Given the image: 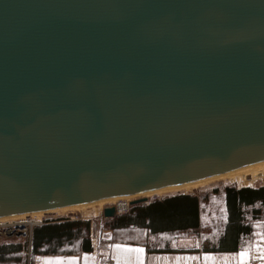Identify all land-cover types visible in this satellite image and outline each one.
Masks as SVG:
<instances>
[{
	"label": "water",
	"instance_id": "1",
	"mask_svg": "<svg viewBox=\"0 0 264 264\" xmlns=\"http://www.w3.org/2000/svg\"><path fill=\"white\" fill-rule=\"evenodd\" d=\"M262 165L264 0H0V219Z\"/></svg>",
	"mask_w": 264,
	"mask_h": 264
},
{
	"label": "trees",
	"instance_id": "2",
	"mask_svg": "<svg viewBox=\"0 0 264 264\" xmlns=\"http://www.w3.org/2000/svg\"><path fill=\"white\" fill-rule=\"evenodd\" d=\"M217 192V191H214ZM225 216L206 223L199 197L180 195L147 205H132L126 214L107 220L104 227L112 238L144 241L155 252H181L170 246L167 237H198L201 252L232 254L246 247L255 236L256 224L264 220V187L224 189ZM92 223L89 220H47L33 229L31 260L35 256L92 250ZM28 247L0 245V264H26ZM184 252V251H182Z\"/></svg>",
	"mask_w": 264,
	"mask_h": 264
},
{
	"label": "crops",
	"instance_id": "3",
	"mask_svg": "<svg viewBox=\"0 0 264 264\" xmlns=\"http://www.w3.org/2000/svg\"><path fill=\"white\" fill-rule=\"evenodd\" d=\"M200 200V207L204 210ZM264 224V220L261 225ZM259 225L256 224V227ZM264 226V225H263ZM92 237V250L75 253L45 254L31 260L28 245L26 264H264V233L257 229L255 236L246 241V247L232 254H207L201 252L200 245L188 237H167L172 247L180 249L189 244L184 252H155L144 241H121L112 238ZM135 249H142L137 252Z\"/></svg>",
	"mask_w": 264,
	"mask_h": 264
},
{
	"label": "rangeland",
	"instance_id": "4",
	"mask_svg": "<svg viewBox=\"0 0 264 264\" xmlns=\"http://www.w3.org/2000/svg\"><path fill=\"white\" fill-rule=\"evenodd\" d=\"M262 174L259 176V179L253 180L251 177V174H248L246 176H242L236 179H223V180H217V181H211L204 184H201L197 188H189V189H181L177 191H170L167 193L157 194V195H151L148 197L145 196H136L132 197L129 200L130 207L132 206L131 202L136 200H141L142 203L140 205H147L150 203H153L155 201H163L165 199H169L172 197H177L180 195H192L199 197L203 203L204 206V213L202 220L206 223H209V221H213L212 218L223 219L225 216V212L223 210L224 206V189L227 186L236 187V188H244V187H251V188H258V187H264V171L261 172ZM242 174V173H241ZM255 175V173H254ZM245 179V180H244ZM217 191V192H214ZM114 204H104V205H94L92 207L82 208L74 211H55L50 212V214H45L44 217L41 219V222H45L47 220H54V219H71V220H89L92 223V232L94 237L101 238L104 237L105 239L110 236L109 230L105 229L104 223L107 220L103 215V211L107 207H112ZM123 215V214H121ZM119 216V215H116ZM47 219V220H46ZM42 224H37L33 227V229L36 226H39ZM259 226L256 227V230L259 229L260 233H264V224H258ZM9 228H12V225H7ZM7 228V227H6ZM5 228V229H6ZM4 230V229H3ZM194 239L196 243H200V240L198 237L190 238ZM5 243H14V244H21L24 247H28V241L23 240V238L20 237H12L9 236V233L5 231V233L2 235V239H0V245ZM184 246L180 249H187L189 247V244H183ZM190 249V248H188Z\"/></svg>",
	"mask_w": 264,
	"mask_h": 264
},
{
	"label": "bare ground",
	"instance_id": "5",
	"mask_svg": "<svg viewBox=\"0 0 264 264\" xmlns=\"http://www.w3.org/2000/svg\"><path fill=\"white\" fill-rule=\"evenodd\" d=\"M264 171V165L259 166V167H255L252 169H248V170H243V171H236V172H230V173H225L219 176H215V177H211V178H207L204 180H200V181H196V182H192L186 185H182V186H177V187H170V188H165V189H161V190H157V191H152V192H148V193H144L140 196H151V195H157V194H162V193H167L170 191H177V190H181V189H191V188H197L198 186H200L201 184L207 183V182H211V181H217V180H223V179H236L242 176H246L248 174H251V177L253 180L255 179H259V176L262 174L261 172ZM242 173V174H241ZM255 173V175H254ZM245 180V179H244ZM132 197H136V196H129V197H125L122 198L123 200H129ZM120 201L119 198H114V199H107V200H103L100 202H96V203H90V204H85V205H81V206H75V207H70V208H62V209H56L50 212H57V211H74V210H78V209H84L87 207H92L94 205H104V204H115L116 202ZM50 212H39V213H32L29 215H18V216H9V217H4L0 219V223L1 224H6V223H24L25 221H23V219L25 218V216H30L32 222H39L45 214H50Z\"/></svg>",
	"mask_w": 264,
	"mask_h": 264
},
{
	"label": "built area",
	"instance_id": "6",
	"mask_svg": "<svg viewBox=\"0 0 264 264\" xmlns=\"http://www.w3.org/2000/svg\"><path fill=\"white\" fill-rule=\"evenodd\" d=\"M119 200L120 201L116 202L112 207H114L116 215L126 214L130 209L129 201H125L122 198H119ZM23 221L25 222L19 224H12L9 222L6 224L0 223V239H2V235L5 233V231H7V233H9V236L23 238V240L28 241V244L30 246L32 241L33 227L37 224H43L44 222L42 223L41 220L39 222H32L30 216H25ZM8 224L12 225V228H9L7 226ZM91 236L94 237L93 232L91 233Z\"/></svg>",
	"mask_w": 264,
	"mask_h": 264
},
{
	"label": "snow or ice",
	"instance_id": "7",
	"mask_svg": "<svg viewBox=\"0 0 264 264\" xmlns=\"http://www.w3.org/2000/svg\"><path fill=\"white\" fill-rule=\"evenodd\" d=\"M134 251L140 252V251H142V249H135Z\"/></svg>",
	"mask_w": 264,
	"mask_h": 264
}]
</instances>
